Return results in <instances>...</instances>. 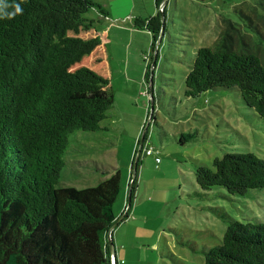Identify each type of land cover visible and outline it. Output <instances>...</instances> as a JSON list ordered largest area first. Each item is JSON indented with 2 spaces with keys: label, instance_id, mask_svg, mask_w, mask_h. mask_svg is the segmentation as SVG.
I'll return each mask as SVG.
<instances>
[{
  "label": "trees",
  "instance_id": "trees-1",
  "mask_svg": "<svg viewBox=\"0 0 264 264\" xmlns=\"http://www.w3.org/2000/svg\"><path fill=\"white\" fill-rule=\"evenodd\" d=\"M162 1L154 0V16L134 21L151 34L152 47L166 16ZM9 3L21 11L9 8L13 18L0 19V264H110L119 171L93 187L59 186L67 135L98 131L113 103L106 47L83 17L100 7L91 0ZM222 33L196 50L184 96L235 89L264 120V60ZM133 164L121 222L132 209L139 167L132 178ZM212 166L195 170L201 192L220 187L244 196L264 189V159L225 154ZM202 254L204 264H264V223L230 221L221 244Z\"/></svg>",
  "mask_w": 264,
  "mask_h": 264
},
{
  "label": "rangeland",
  "instance_id": "rangeland-1",
  "mask_svg": "<svg viewBox=\"0 0 264 264\" xmlns=\"http://www.w3.org/2000/svg\"><path fill=\"white\" fill-rule=\"evenodd\" d=\"M165 6L160 43L152 47L144 30L147 37L134 36L131 48L108 50L113 103L98 131L67 135L59 176V186L83 189L118 170L117 218L131 163L138 162L131 212L113 230L121 228L113 247L123 264H204L203 251L221 244L230 221L264 223V189L204 193L195 182L199 166L213 169L225 154L264 159V120L235 89L184 96L196 50L212 46L225 30L229 41L264 60V0H168ZM147 148L157 154L144 155Z\"/></svg>",
  "mask_w": 264,
  "mask_h": 264
},
{
  "label": "crops",
  "instance_id": "crops-1",
  "mask_svg": "<svg viewBox=\"0 0 264 264\" xmlns=\"http://www.w3.org/2000/svg\"><path fill=\"white\" fill-rule=\"evenodd\" d=\"M91 1L100 8H92L88 10L86 13L88 16L86 19L93 23L102 43L106 47L107 54L108 50H111L113 45H116L119 49H125L126 47L131 48L133 37L136 35H143L145 38L147 37L144 30H138L134 27V21L137 18L147 19L155 15L156 8L154 0H147L146 2L148 5L145 7L139 6L138 3V1L144 0ZM120 229L121 228L118 227L114 234V231H112V242L113 237H116V233H118ZM119 248L120 247H117V250H119Z\"/></svg>",
  "mask_w": 264,
  "mask_h": 264
},
{
  "label": "water",
  "instance_id": "water-1",
  "mask_svg": "<svg viewBox=\"0 0 264 264\" xmlns=\"http://www.w3.org/2000/svg\"><path fill=\"white\" fill-rule=\"evenodd\" d=\"M167 1L168 0H163L162 3L160 4V7L163 8L166 5ZM160 21H161V28H160L159 36L157 38V43L161 42V40L163 38V35H164L165 18H164L163 15H160ZM142 143H143V138H141L138 152L141 149ZM135 173H136V164L134 163L133 164V168H132V178L135 177ZM122 219H123V215L118 217L117 220L114 222V224L111 226V228H110V230H109V232L107 234V242H108V246H109V249H110V254L112 256H115V251H114V247H113V244H112V241H111V233L114 230V228L122 221Z\"/></svg>",
  "mask_w": 264,
  "mask_h": 264
},
{
  "label": "clouds",
  "instance_id": "clouds-1",
  "mask_svg": "<svg viewBox=\"0 0 264 264\" xmlns=\"http://www.w3.org/2000/svg\"><path fill=\"white\" fill-rule=\"evenodd\" d=\"M12 7H14L15 9V13H19L21 11L18 5L10 4L9 0H0V19L13 18L15 13L12 11H9V8H12Z\"/></svg>",
  "mask_w": 264,
  "mask_h": 264
},
{
  "label": "built area",
  "instance_id": "built-area-1",
  "mask_svg": "<svg viewBox=\"0 0 264 264\" xmlns=\"http://www.w3.org/2000/svg\"><path fill=\"white\" fill-rule=\"evenodd\" d=\"M162 8L160 7V10ZM152 154V149L151 148H147L144 150V155L148 156V155H151ZM155 161H158V159H155ZM110 264H123L122 261L118 262L117 259L111 255L110 257Z\"/></svg>",
  "mask_w": 264,
  "mask_h": 264
}]
</instances>
